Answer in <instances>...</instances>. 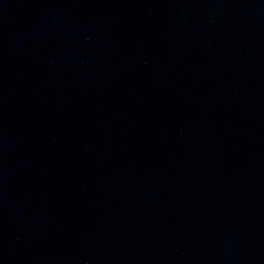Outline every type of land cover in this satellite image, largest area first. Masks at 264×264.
Masks as SVG:
<instances>
[{"label": "water", "instance_id": "1", "mask_svg": "<svg viewBox=\"0 0 264 264\" xmlns=\"http://www.w3.org/2000/svg\"><path fill=\"white\" fill-rule=\"evenodd\" d=\"M0 264H264V0H0Z\"/></svg>", "mask_w": 264, "mask_h": 264}]
</instances>
